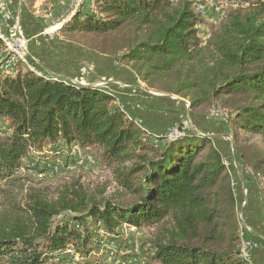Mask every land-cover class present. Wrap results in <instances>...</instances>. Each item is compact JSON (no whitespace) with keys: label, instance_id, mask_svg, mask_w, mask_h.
Returning a JSON list of instances; mask_svg holds the SVG:
<instances>
[{"label":"trees","instance_id":"obj_1","mask_svg":"<svg viewBox=\"0 0 264 264\" xmlns=\"http://www.w3.org/2000/svg\"><path fill=\"white\" fill-rule=\"evenodd\" d=\"M92 7L75 12L53 40L132 27L135 37L105 56L129 67L149 90L174 75L163 93L188 97L189 109L222 95L240 98L232 112L223 108L230 114L223 126L264 138L263 1L229 11L203 46L198 26L204 19L190 0H92ZM37 71L19 65L15 77L0 74V264H103L98 254L109 243L117 252L122 247L116 256L125 261L132 255L122 245L123 226L141 230L167 221L163 234L146 244L141 264H249L238 252L234 183L212 138L181 129L173 139L147 132L106 91ZM63 145L97 149L98 163L114 167L129 201L91 195L79 179L52 196L27 188L25 174L51 170ZM224 216L232 220L227 231Z\"/></svg>","mask_w":264,"mask_h":264},{"label":"rangeland","instance_id":"obj_2","mask_svg":"<svg viewBox=\"0 0 264 264\" xmlns=\"http://www.w3.org/2000/svg\"><path fill=\"white\" fill-rule=\"evenodd\" d=\"M34 2L35 0L29 1L31 6ZM38 8L41 7L39 6L34 10L32 9L33 12L38 11L37 17H39L41 12ZM89 9L88 11L84 10L82 12H91L93 7ZM70 21L65 22L63 26L67 27ZM219 22L220 20L211 21L209 19H204L198 26V36L202 46L205 45L212 30L218 27ZM51 33L52 36L55 34V32ZM135 34L134 28L131 27L105 36H97L94 34H76L63 38L59 36L58 42L48 43V45L55 51L56 49L53 45H57V49H59V45H62V48L65 47L67 52L73 53L74 55L71 59L75 61L77 67L82 69L81 71L85 75V80L91 81L94 84H99L100 86L98 88L109 94L117 92L118 96L121 98V103L127 105V108L131 107L130 104H134L133 106H135V110L137 111L135 115L138 116L139 121L144 119L142 116L145 114L151 116L152 119L150 123H153L152 127L155 126L156 128L152 130L149 126L148 131L156 135H164L168 131L181 129L183 131L190 130L198 136L212 138L213 146L221 152L222 158L227 162L228 166L225 173H227L228 179H230L231 182H233V177H235L236 180L238 178L235 169L233 170L234 173L232 172L229 162L234 159V157L238 158L240 155L236 167H238L241 176H248V178L252 179L254 184V202L248 205L246 197H243L242 194L236 190V186L232 185L235 198L233 220L237 222L238 229L242 221L245 225L249 224L251 228L252 226H250V224L252 222L264 224V186H262V181L260 179H255L254 176L249 177V175L243 172V169L248 167L264 178V138L261 135L240 130L232 124L224 127L222 121L218 119L211 120L209 118V111L213 106H218L221 109L227 108L232 112L231 106L236 105L241 99L222 95L217 98L209 99L199 107L189 109L188 97L183 98L182 96L172 94L169 97H163L168 96V94L163 93L164 88L175 80V76L172 74L169 79L156 82L153 89H147L145 83L137 81L130 72L129 67L125 68L117 65L103 53L110 52L113 47H118L127 43V41L135 37ZM45 38L48 39L47 36ZM64 41L66 43H64ZM29 51L30 50H28V53ZM150 93H155L158 96L151 95ZM142 104L144 106H142ZM71 150L72 149H70V155ZM84 151L88 155L93 156L97 161L96 168L90 174H82L81 172L67 173L63 169L57 175H52L51 172H47L43 176H38L34 172H27L25 174L26 187L44 189L43 191H47L48 189L49 195L52 196L58 187L70 184L79 179V183H81L91 195H101V197L118 200L121 203L128 202L129 198L125 197L123 191L115 182L112 173L114 167L107 168L98 163L100 152L97 149H88ZM230 156L232 159L229 160ZM69 158L71 157L66 156L64 150L59 156L63 165L65 162L69 161ZM233 183L236 182L234 181ZM222 185L223 183L219 184V188L222 189ZM0 187H2V185ZM15 197L18 203V200L22 199V194L17 192ZM4 207V204H2V197L0 196L1 215ZM222 221L225 223L224 229L227 231L232 220L229 221L224 216ZM167 227H169L168 221L159 226L146 227L141 229L140 232L134 233L131 229L123 226L120 230L121 239L124 241L122 245H129V253L132 257L125 261L118 260L116 255L122 253V247L117 252L110 243L107 244L108 248H104L99 252L98 257L103 261V264H141L145 261L146 257H148L147 255H149V252H147L148 246H146V244L154 241L157 235L163 234V228ZM105 245L106 244L103 243L102 247Z\"/></svg>","mask_w":264,"mask_h":264},{"label":"crops","instance_id":"obj_3","mask_svg":"<svg viewBox=\"0 0 264 264\" xmlns=\"http://www.w3.org/2000/svg\"><path fill=\"white\" fill-rule=\"evenodd\" d=\"M5 1L7 3V8L5 10L6 19L2 21L1 24L5 27V31L7 32H9L12 26L19 27L23 37L28 41V50H30L28 53L29 63L36 70L40 69V71L47 76L56 75L67 80H77L80 67H77L75 61L71 59L74 54L67 52L65 47V49L62 48V45H59V49L56 48L57 45H53L56 51L52 50L48 43L58 42L53 40L54 35L52 36L51 32H56L65 22L70 21L75 12L79 10H90L89 8L92 7V0H35L32 6L29 3L30 0ZM75 3L77 4L75 5ZM39 6L41 7L38 8L41 11L40 14L42 15V13L48 10L52 14V20H44L41 16L37 17L38 11L33 12V10ZM46 36L48 39L45 38ZM85 83L94 84L86 80ZM111 95L117 98L119 104L126 113H132L137 117L135 115L137 111L135 110V106H133L134 104H130L131 107L127 108V105L121 103V98L118 96L117 92L111 93ZM143 117L144 119L141 121H139L137 117V123L147 132H151L148 131L149 126L152 130H155L156 127L153 126V128V123H150L152 117L147 114L142 116V118ZM230 159H232L231 156ZM230 164L232 172L234 173L233 170L235 169L238 178L237 180L235 177L232 178V181L236 182L234 186H236V190L241 193L243 197H246L247 204L249 205L251 202H254L253 181L251 178H248V176H241L234 159L230 161ZM263 225L262 223L255 222L250 224L252 228L249 227V224L248 226L246 225L248 231L246 238L256 244V248L249 253V264H264Z\"/></svg>","mask_w":264,"mask_h":264},{"label":"built area","instance_id":"obj_4","mask_svg":"<svg viewBox=\"0 0 264 264\" xmlns=\"http://www.w3.org/2000/svg\"><path fill=\"white\" fill-rule=\"evenodd\" d=\"M78 1V0H77ZM193 4L195 13L203 18L210 19V17L216 18L217 21L226 17L227 13L235 9H247L256 0H190ZM264 2V0H261ZM77 3H75L76 5ZM7 3L5 0H0V42L2 45V51L0 52V74L8 77H15L18 71L19 65L25 67L35 73L38 71L29 63L28 60V41L25 39L17 26H12L9 32L5 31V27L1 24L6 19L5 10ZM44 20H52V14L50 11H46L40 14ZM211 20V19H210ZM212 21V20H211ZM61 27V26H60ZM59 27V28H60ZM58 28V29H59ZM57 31V30H56ZM53 80H62L56 75L46 76ZM63 81L69 82L75 86L85 85V75L81 71V76L75 80L63 79ZM209 118L211 120H219L227 122L230 118V114L227 110L221 109L218 106H213L209 111ZM183 135L178 129L168 131L165 136L168 139L176 138ZM64 146V145H63ZM65 148L66 156H70L69 161L62 164L61 160L53 166L51 170L52 175H57L62 169L67 173L81 172L82 174H90L97 166V162L93 156L88 155L84 150L80 149L77 145H71L70 149ZM67 149V150H66ZM225 166L226 161H223ZM243 172L249 176H253L252 170L248 167L243 169ZM47 173V172H46ZM44 175V174H43ZM38 175V176H43ZM262 181V179H260ZM245 194V193H244ZM128 228V227H126ZM122 229V228H121ZM120 229V230H121ZM132 232H140L134 228H129ZM244 229L247 230V226L242 221L239 226L238 235L240 243L238 247L239 257L244 260H248L249 253L256 248V244L248 240L244 235ZM121 232V231H120Z\"/></svg>","mask_w":264,"mask_h":264},{"label":"water","instance_id":"obj_5","mask_svg":"<svg viewBox=\"0 0 264 264\" xmlns=\"http://www.w3.org/2000/svg\"><path fill=\"white\" fill-rule=\"evenodd\" d=\"M59 77V76H58ZM59 78H61L62 80L63 79H65V78H63V77H59ZM82 86H88V87H99L100 85L99 84H85V85H82ZM151 95H154V96H158V95H156L155 93H150ZM163 97H169V95L168 96H163Z\"/></svg>","mask_w":264,"mask_h":264}]
</instances>
